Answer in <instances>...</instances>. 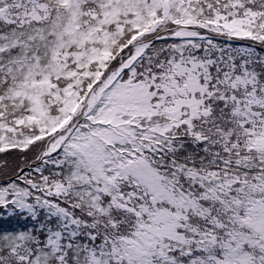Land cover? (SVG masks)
I'll list each match as a JSON object with an SVG mask.
<instances>
[{
	"label": "snow or ice",
	"instance_id": "obj_1",
	"mask_svg": "<svg viewBox=\"0 0 264 264\" xmlns=\"http://www.w3.org/2000/svg\"><path fill=\"white\" fill-rule=\"evenodd\" d=\"M0 264H264V0H0Z\"/></svg>",
	"mask_w": 264,
	"mask_h": 264
}]
</instances>
